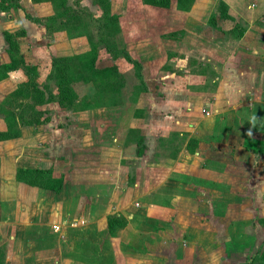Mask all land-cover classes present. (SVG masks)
Returning <instances> with one entry per match:
<instances>
[{"label":"crops","instance_id":"1","mask_svg":"<svg viewBox=\"0 0 264 264\" xmlns=\"http://www.w3.org/2000/svg\"><path fill=\"white\" fill-rule=\"evenodd\" d=\"M218 2L226 4L228 15L240 28L223 18H217L216 28L207 18V23L200 25V40H176L180 47L174 54L182 53L183 68L163 85L164 97L153 104L152 123L144 130L147 139L183 136L185 141L176 157L151 166H129L126 161L123 164L127 134L125 138L118 134L113 139L104 137L101 150L95 152L109 164L119 150L118 165L72 169L59 166L57 160L50 166L48 149L36 136H46L54 125L53 118L38 125H20L19 136L0 141L6 154L13 157L11 166L0 165V264H107L103 259L108 253V264H242L246 252L264 249V0H194L190 10L184 11L188 15L185 27L192 28L189 17L196 14L195 5L209 17L211 11L217 10ZM19 20L33 49L39 43L30 35H34L35 25L23 12ZM225 25L229 31L242 35L231 39L222 32ZM17 40L23 55V45ZM13 72L9 71L1 81L6 80L4 88L8 87L3 91L4 99L18 88L10 76ZM2 106L0 101V109ZM216 106L221 109L218 115L207 118ZM200 111L205 117H200ZM93 119L89 115V122L93 123ZM180 119L189 121L183 130ZM199 126V137L192 136ZM29 127L37 130L30 133ZM194 138L197 149L190 144ZM9 145L14 149H7ZM39 151L41 154L36 153ZM37 168L51 169L63 177L59 194L65 191L66 182L98 181L105 175L109 182L125 187L114 194L116 201L120 198L119 206L124 210L121 218L126 220V226L117 234L114 230L113 235L108 228L111 236H107V230H103L107 225L96 219L93 224H99V234L89 232L90 236L83 240L102 248L91 255L101 263L96 259L78 260L80 247L78 240L72 238L75 231L67 230L61 240L48 225L44 208L48 201L45 192L51 193L50 189L30 186L22 180L25 173ZM129 189L138 194L135 205L126 203ZM4 200L13 202L10 212L6 211ZM64 202L65 199L59 206ZM54 213L56 217L58 214ZM80 219H84L83 214ZM35 225H40V239H50V243L35 246V240L31 241ZM43 225L50 229L44 230ZM105 240L109 245L101 247ZM65 247L70 249L67 254Z\"/></svg>","mask_w":264,"mask_h":264},{"label":"rangeland","instance_id":"2","mask_svg":"<svg viewBox=\"0 0 264 264\" xmlns=\"http://www.w3.org/2000/svg\"><path fill=\"white\" fill-rule=\"evenodd\" d=\"M179 2L181 0H171L169 7H161L150 5L144 0H110L109 16H116L114 29L111 28V19L106 17L104 9L94 0H65V4H60V0H20V7L7 11L0 10V24H2L0 65L9 63L15 65L16 68L11 69L14 72L10 73V76L14 84H18V88H23H20V93L4 99L3 91L8 87L5 89L6 80L1 82L0 79V101L3 104L0 109V133L19 136L22 122L29 120L33 112L40 111L43 114L39 117L50 116L49 121L53 118L54 123L53 127L47 130L46 136H36V140L40 143L43 141L48 149L47 158L52 160L50 166H54L57 160L59 166H70L72 169L77 166L118 165L120 154H117L119 150L115 145L113 149L118 151L112 156L109 164L104 161L102 155H97L98 148L103 146L104 137L106 140L113 139L118 134L121 138H125L127 134L125 138L127 144L124 142L126 160H122L123 164L126 161L129 166H151L153 162L163 163L172 156L176 157L184 144L183 136L176 137L175 140L167 138L156 140L155 137L147 139L144 130L152 123L153 104L164 97L163 85L174 76V73L177 72L175 74L177 75L183 68L181 67L183 65H180L184 64L182 53H178V56L174 54V50L180 47V43L176 40L186 42L190 41L191 37L200 40L203 28L200 25L207 23V18L209 20L212 17L219 18L216 15L220 9L218 2L215 7L217 10L211 11L208 17L204 10L195 5L196 14L189 15L193 23L190 24L192 27L190 28L185 27V17L188 15L184 14L185 10ZM22 12L30 16L34 15L37 22H40H33L34 35L33 32L30 33L36 41L39 40V43L34 44L32 49L25 36L19 37L23 45V55L20 53L21 58H15L9 51L3 32L6 30L18 32L23 29L19 22ZM225 15L228 13L226 12ZM217 20L215 19L211 24L213 27H218ZM227 20L233 21L230 22L231 26L240 28V24L231 16L228 15ZM29 26H27L28 30ZM222 32L235 39L236 30L228 33L230 31L225 25ZM109 39L115 43L118 54L113 55L107 50L106 43ZM192 45H196L195 41ZM54 57L68 58L72 68L69 78L74 100L66 107L51 101L39 104L30 98L34 96L32 93L29 95V92L23 91V85L28 82L24 67L35 65L38 74L34 82L41 88L46 87V92L50 94L57 92L56 79L47 78L52 70ZM219 110H221L219 106H216L207 118H215ZM20 112L22 117H19ZM200 112V117H205L202 111ZM89 115L94 118L93 123L89 122ZM188 122L180 119L181 130L187 127ZM82 126L85 128H80ZM32 128L29 127L27 131L35 133L37 127ZM200 130L201 126L192 136L199 137ZM106 132L111 133L106 134ZM156 141L158 144L155 145ZM196 141L195 138L191 140L192 148L196 147ZM8 148L11 150L14 146ZM139 150L143 152V157L141 155L140 159L137 155ZM41 151L36 153L41 154ZM6 152V148L0 145V165L3 163V166H11L13 157ZM184 155L188 156L187 153ZM66 175L68 174H65V177ZM52 177L56 185H63L64 179L60 174L52 172ZM109 180L105 175L98 181L77 180L79 183L76 184L69 181L66 182L65 191L61 194H59L60 190L50 189L51 193L45 192L48 201L46 200L44 216L48 218V225H52L56 235L62 237L61 240H63L62 234L66 237L67 230L75 231L72 238L78 240V243L86 240L90 236L87 235L89 232L95 231L99 234V224H93L96 219L102 220L99 221L100 224L103 222L107 225V228L103 229L105 231L112 226L116 230L114 234H117L121 227L126 226V220L121 218L124 210L119 206V195L118 202L114 194H119L125 187L120 184L117 186ZM131 182L132 180L130 186ZM126 191L128 206L139 202L136 200L138 194L135 189ZM64 199L65 202L60 207V202ZM2 203L7 206L6 211L10 212L13 202L4 200ZM53 211L57 212L56 217ZM82 214L84 219H80ZM113 218H118V221L112 220ZM39 226L32 227L34 234L31 236V241L35 240V246L47 245L51 240L40 239L41 234L37 232ZM93 226L97 229L92 230ZM43 228L48 231L50 226L43 225ZM107 233V236H111L108 230ZM64 252L67 254L70 249L65 247ZM243 257L245 259L244 261L243 258L241 259L242 264H264V249L248 251ZM95 259L98 263L102 262V260L99 262L98 258ZM106 263L108 264L109 261Z\"/></svg>","mask_w":264,"mask_h":264},{"label":"trees","instance_id":"3","mask_svg":"<svg viewBox=\"0 0 264 264\" xmlns=\"http://www.w3.org/2000/svg\"><path fill=\"white\" fill-rule=\"evenodd\" d=\"M94 1L98 3L102 9H104L106 17H108L112 21L111 28L113 27L114 29L116 27L115 26L116 16L114 15L109 16L110 15L109 13L110 0H94ZM144 1L150 5L161 6V7H169L170 6L169 3L171 2V0H144ZM179 3L182 9H184L185 11H189L194 3V0H189V2H187L186 0H181V2ZM60 4H65V0H60ZM219 4H220L219 19L220 18L227 19L228 15H225V13L227 12L226 4H224L223 2H220ZM14 7L16 8L20 7V0H0V10L7 11L8 9H11ZM26 18L30 20L31 22L40 23V22H37L38 20L34 16H30L26 14ZM215 19L217 18L212 17V19H210V24H212ZM25 33L26 32L24 29L18 32H10L8 30L3 32L5 41L7 42L9 46V51L12 53V55H14L13 57L15 58H18V57L21 58L20 56L21 54L19 52L20 46H19L17 39L21 36H24ZM228 33H231V31ZM241 35H242V32L235 35V39L239 38ZM106 46H107V50L110 53H112L113 55L118 54L115 48L116 47L115 43L113 42L112 39L107 40ZM15 68L16 66L13 65L12 63L0 65V79L7 77V72ZM24 68H25L26 76L28 77V82H26L23 85L24 86L23 91L29 92V95L30 93H32L34 96H30V98L34 99L37 103L44 104V103L51 101V102H57L61 107H66L73 102L74 92L72 88L70 87V78H69V73L72 70V68H71V64L68 58L54 57L52 59V70L49 73L47 78L48 79L55 78L57 81V90H56L57 92L54 94L53 93L50 94L49 92H46L45 90L46 87L41 88L40 86H38V84H36V82H34V79L38 74L37 66L25 65ZM20 88L21 87L17 88L10 95L13 96V95L20 93L21 89H23V88L21 89ZM24 111H25V108H24ZM42 114L43 112H40V111L33 112L29 120L22 122L23 125H38L43 122L49 121V117H45L41 119V117L39 116H41ZM19 117H22L21 112L19 113ZM12 137H14V135H11L9 133H6L4 135L3 133H0V141L11 139ZM142 154H143L142 150H139L137 152L138 156H141ZM22 180L30 186H37V187H41L44 189H51L53 191L60 190L62 187L61 185H56V183L53 181L51 169L46 170V169L37 168L35 170H32L29 174H26V176L23 175ZM115 219H117L118 221V218H113L112 220H115ZM109 229L111 233H113V231L115 230L112 226H110ZM77 244H79V247H80V253H79L80 255L77 257V259L82 262H94L95 258L91 256L92 253L93 252L98 253L100 249H102L100 248L98 244L90 242V241H82ZM108 245H109L108 242L105 240L101 244V247L108 246ZM110 259L111 257L109 253L106 255L104 254L103 262H108Z\"/></svg>","mask_w":264,"mask_h":264}]
</instances>
